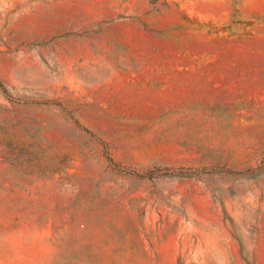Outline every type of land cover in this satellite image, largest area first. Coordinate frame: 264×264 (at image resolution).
<instances>
[{"label":"rangeland","instance_id":"1","mask_svg":"<svg viewBox=\"0 0 264 264\" xmlns=\"http://www.w3.org/2000/svg\"><path fill=\"white\" fill-rule=\"evenodd\" d=\"M0 264H264V0H0Z\"/></svg>","mask_w":264,"mask_h":264}]
</instances>
